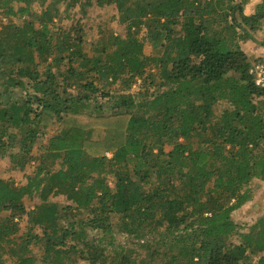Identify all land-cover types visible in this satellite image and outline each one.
Segmentation results:
<instances>
[{
	"label": "trees",
	"instance_id": "16d2710c",
	"mask_svg": "<svg viewBox=\"0 0 264 264\" xmlns=\"http://www.w3.org/2000/svg\"><path fill=\"white\" fill-rule=\"evenodd\" d=\"M250 1L95 0L123 34L87 44L91 0H0V159L30 172L0 178V264H264V210L233 219L264 182Z\"/></svg>",
	"mask_w": 264,
	"mask_h": 264
},
{
	"label": "rangeland",
	"instance_id": "374dc122",
	"mask_svg": "<svg viewBox=\"0 0 264 264\" xmlns=\"http://www.w3.org/2000/svg\"><path fill=\"white\" fill-rule=\"evenodd\" d=\"M260 0H251L250 3L245 7L244 12L246 15L252 13L256 4H258ZM92 6L86 10L85 15L82 17L81 23L83 24L84 29V39L87 44L94 43L97 38L98 27L101 25L102 27L107 26L112 29L116 34H123V27L118 25L115 20H113V16L115 15V9L113 6H104L97 7L95 5V0H91ZM79 16L77 15L76 18ZM264 38V26L260 31L255 34V42L246 41L241 43L242 49L247 53V56L250 61H255L256 59L264 56V49L259 45L260 41ZM145 53L149 54V47H145ZM260 65L255 66V70L259 71ZM259 77V76H258ZM140 85V81H137L136 86L132 88V91H136L137 87ZM223 108H225V104L219 103L214 108V113L219 114ZM56 126L49 129L45 137L50 136L53 132H55ZM99 135V132H98ZM98 135L95 137L97 138ZM42 143V142H41ZM171 147H167L166 151H169ZM109 156L110 154L107 153ZM30 172L25 170V172L20 171H11L9 169V164L7 159H0V178L8 179L12 178L14 183L17 185L25 184L27 178L29 177ZM111 181V178L108 182ZM254 197L251 202L245 204L244 207L235 211L233 213V219L237 223H251L255 217L259 214L260 211L264 210V182L256 181L254 186ZM52 201L58 203H65L63 197H53ZM38 202L36 199L29 202H26V206L28 208H32L34 203Z\"/></svg>",
	"mask_w": 264,
	"mask_h": 264
},
{
	"label": "built area",
	"instance_id": "2783aa9c",
	"mask_svg": "<svg viewBox=\"0 0 264 264\" xmlns=\"http://www.w3.org/2000/svg\"><path fill=\"white\" fill-rule=\"evenodd\" d=\"M260 69H261V67L259 68V71L261 72ZM260 82H261V79H258V80H257V84H259Z\"/></svg>",
	"mask_w": 264,
	"mask_h": 264
}]
</instances>
